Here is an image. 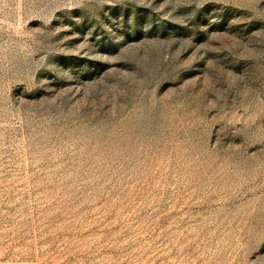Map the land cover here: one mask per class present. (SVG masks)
I'll list each match as a JSON object with an SVG mask.
<instances>
[{"label": "rangeland", "instance_id": "obj_1", "mask_svg": "<svg viewBox=\"0 0 264 264\" xmlns=\"http://www.w3.org/2000/svg\"><path fill=\"white\" fill-rule=\"evenodd\" d=\"M0 264H264V0H0Z\"/></svg>", "mask_w": 264, "mask_h": 264}]
</instances>
